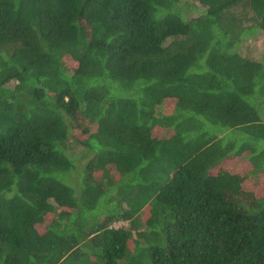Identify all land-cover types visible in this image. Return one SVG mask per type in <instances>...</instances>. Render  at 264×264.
<instances>
[{
  "label": "trees",
  "instance_id": "trees-1",
  "mask_svg": "<svg viewBox=\"0 0 264 264\" xmlns=\"http://www.w3.org/2000/svg\"><path fill=\"white\" fill-rule=\"evenodd\" d=\"M195 1L0 0V264H264V0Z\"/></svg>",
  "mask_w": 264,
  "mask_h": 264
},
{
  "label": "rangeland",
  "instance_id": "rangeland-1",
  "mask_svg": "<svg viewBox=\"0 0 264 264\" xmlns=\"http://www.w3.org/2000/svg\"><path fill=\"white\" fill-rule=\"evenodd\" d=\"M185 4V15L187 18L195 17L200 15L205 8L201 6L195 0H184ZM230 16L233 18V21L240 25L242 28H248L250 25L253 26L255 24L253 20V14L250 10V7L245 4H240L230 9ZM264 48V32L260 29H255L250 33H244L241 40L235 45V50L241 55L251 58V59H259ZM14 81L8 83V85H13ZM261 114L262 111L259 110ZM70 152L79 153L77 149H73ZM79 153L78 155H80ZM76 155V156H78ZM81 163L84 160L80 161ZM262 179V178H261ZM264 180V179H263ZM128 221H119L113 224L115 227L119 226H127Z\"/></svg>",
  "mask_w": 264,
  "mask_h": 264
}]
</instances>
